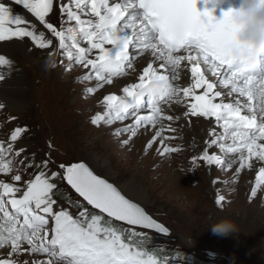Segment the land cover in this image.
I'll use <instances>...</instances> for the list:
<instances>
[{
    "label": "snow or ice",
    "instance_id": "obj_1",
    "mask_svg": "<svg viewBox=\"0 0 264 264\" xmlns=\"http://www.w3.org/2000/svg\"><path fill=\"white\" fill-rule=\"evenodd\" d=\"M14 3L39 21L55 43L25 16L15 13L5 0H0V42L28 38L36 48L52 47L67 57L70 65L80 64L88 70L81 79H95L96 88L112 83L114 77L135 74L134 60L151 54L152 61L139 72L136 82L122 89L123 95L103 97L106 111L103 115L95 114L92 124L131 118V124L116 129L117 133L130 132L131 136L139 128L149 125L155 128L160 124L161 129L148 141L150 146L161 136L162 121L179 119L166 114L165 106L185 105L184 117L206 118L215 125L209 131L212 138L207 147L199 157H192V163L199 159L209 166L227 163L231 167L235 162L231 157L236 156L240 163L236 172H240L245 167L251 168L254 159L264 161V58L250 63L231 55L232 9L217 18L212 8L198 10L196 0H69L60 4L59 11L66 20L62 19L57 28L46 19L54 10V0H14ZM204 3L215 7V0ZM90 54L94 58H89ZM10 66L11 61L0 54V68ZM182 71L190 73L187 86L179 83ZM4 79L0 73V81ZM87 91L93 92L95 88ZM3 107L0 103V108ZM25 131L21 127L13 129L7 146L0 141V173L13 172L10 154ZM160 143L163 145L164 140ZM212 146H218L224 156L210 154ZM178 150L169 146L162 151L157 149L160 155ZM23 151L21 148L15 154L19 156ZM47 166L44 161L38 167ZM59 167L62 179L88 205L108 218L158 233L168 232L84 163ZM60 177L59 172L49 175L41 170L23 181V188L0 179V251L7 249L0 264H21L17 259L21 253L44 257L24 260L22 264H161L154 251L142 246L143 241L134 240L143 237V233L129 229L125 239L119 229L105 223L103 215L89 216L84 209L74 218L67 209L56 210L53 193L57 188L55 180ZM11 180L20 182L22 177L12 175ZM258 190H264V167H259L255 174L250 197H255ZM224 200L223 195L215 197L217 205Z\"/></svg>",
    "mask_w": 264,
    "mask_h": 264
},
{
    "label": "rangeland",
    "instance_id": "obj_2",
    "mask_svg": "<svg viewBox=\"0 0 264 264\" xmlns=\"http://www.w3.org/2000/svg\"><path fill=\"white\" fill-rule=\"evenodd\" d=\"M59 12L56 9L52 14V23L57 28L66 17L58 16ZM147 55L137 57L134 67ZM89 58L94 57L90 54ZM46 59L44 62H33L22 55L12 59L13 67L18 72L14 77L19 76L18 82L25 87V91L16 89L15 93L9 94L11 100H0L4 104L0 108V141L7 146L13 129L28 127L29 130L13 145L14 151L10 154L13 172L7 175L0 173V179L23 188V181L33 178L38 171H46L49 175L51 172L61 173V177L55 180L57 188L53 193L56 210L67 209L74 218L84 209L88 210L89 216L103 215L105 223L110 222L111 226L119 229L125 239L129 229L143 233V237H135L134 240L143 241L142 246L154 251L161 264H264V190H258L255 197H250L258 169L245 167L236 172L240 163L232 157L235 162L231 167L225 163L210 168L199 159L192 163V157H199L204 146L201 145V150L194 153L182 142L172 141L181 135L180 132L172 134L167 123L173 124V129L179 131L177 119L161 122L162 133L168 134L172 140L165 139L163 145L156 144L155 140L150 146L148 141L152 137L142 132L144 128L137 129L135 136H131L130 132H116V129L131 124V118L92 124L91 118L95 114L103 115L106 111L103 97L118 95L130 79V73L114 77L110 85L96 88L95 79H81L88 70L80 64L70 65L67 57L61 56L57 50L49 51ZM27 78L31 79L30 83L26 82ZM89 88H95V91H87ZM22 95L27 105L20 109V115L15 116L16 104L12 99ZM165 111L168 115L177 116L173 107L165 106ZM12 117L15 120L10 119ZM156 128L160 130L161 125L157 124L153 129ZM220 130L216 129L218 133ZM125 140H128L127 144L123 143ZM165 146L179 150L160 155L157 149L162 151ZM21 148L24 151L17 156L15 153ZM211 153L224 156L218 146H212ZM44 161L48 162L47 168L38 167ZM81 161L86 162L98 176L116 185L129 199L143 206L148 214L170 230L171 235L116 221L88 205L62 179L59 167ZM171 165H176L177 171L182 173L174 181L167 171ZM16 174L21 175L22 181L11 180V176ZM131 179L134 180L135 196L124 192V186ZM214 180L217 183L214 184ZM140 189L146 193L143 199L138 195ZM217 194L225 197L221 205L215 203ZM223 218L236 223V232L227 236L213 235L209 227ZM204 252H212V255ZM34 258L44 257L37 254Z\"/></svg>",
    "mask_w": 264,
    "mask_h": 264
},
{
    "label": "bare ground",
    "instance_id": "obj_3",
    "mask_svg": "<svg viewBox=\"0 0 264 264\" xmlns=\"http://www.w3.org/2000/svg\"><path fill=\"white\" fill-rule=\"evenodd\" d=\"M5 2L9 3L10 7L13 8L15 13L25 16L27 19H29V21L31 23H34L36 25L38 31H43L45 33V36L47 38L53 39V41L55 43V38L52 37L51 33L48 32V30L45 29L44 26L39 23V21H37L34 17H32L30 13H28L25 9H23L22 6L15 5L14 0H5ZM111 2H116V0H111ZM61 3H69V0H54V10L58 9V11H59V7H60ZM54 10L52 13L49 14L48 17H46V19L50 23L53 22L52 21L53 20L52 14L54 13ZM58 16L63 17V15H61L60 12H59ZM65 20H66V17H65ZM67 26L68 25L65 24V27H67ZM49 51L54 52L55 50L52 47H49L47 51H45L43 49L36 48L35 45L32 43V41L28 38H25L23 41L13 40V41H8V42H0V54L5 55L6 58H8L11 61L10 67L0 68V73L4 74V76H5V79L3 81H0V100H2V102L4 101L5 98L10 99L9 94L15 93L16 89H22L23 92L25 91V87H22V84H20V82H18L19 76L14 77V74L18 73V72L13 67L12 59L14 57H18V55H22L24 58L29 59L30 61H33V62H35V61L39 62L40 60L42 62H44L45 60H48L46 58L48 57ZM181 54H183V53H181ZM152 59L153 58H152L151 54L148 53L147 58L144 61H142L139 65H137L135 63L137 65V66H135L137 71L135 74L130 73V76H129L130 79L128 81H126L127 83H125L126 84L125 86H127L130 83L136 82L138 79L139 72L143 69V67H145L147 65L148 62L152 61ZM155 63H156V66H158L159 61H156ZM208 76L210 79L215 80V77H212L211 73H208ZM26 80H27L26 82H28V83H30V81H31L30 78H27ZM189 82H190V73H186V72L182 71V79L179 81V83L182 86H187V84ZM23 83H24V81H23ZM111 86H112V84H111ZM18 91H20V90H18ZM118 95H123V91L121 90L118 93ZM12 100L16 104L15 116H18V115H20V109H22L24 106L27 105L26 104L27 101H25V99L23 98V95H22V97H17V98L14 97ZM172 107L177 112L176 117H179V119H177L176 122L178 123L180 130L175 131L173 129V124H170V123H167V127L169 126V128H171L172 134H178V132H180L181 138L178 136L179 137L178 139L176 138V140H172V139H170V136H168V134L161 132L162 137L160 136L156 139V142H157L156 144L160 145L161 140H165V139L168 140L169 139L170 141L172 140V141L177 142V143L182 142V145L188 146V148H191L192 152H194V153L199 149L201 150V147H200L201 145L204 146V150H205V148L207 147V144L210 142V139L212 138V137H209V131L211 128H213L214 122L210 121L206 118H202V117H187V118L184 117L183 113H184V111H186L185 105H174ZM169 113H170V111H169ZM24 129H26V131L22 133L21 137L23 135H25L29 130L28 127L24 128ZM158 130H159V128L153 129L152 126L149 125L146 128H144L142 130V132L145 133L146 135H148V137H153L155 135L156 131H158ZM219 133L222 134V130H220ZM25 143L27 144L29 142L25 141ZM193 156H194V154H193ZM150 157H152V156L150 155ZM234 158H237V157L232 156V159H234ZM153 159H156V157H154ZM212 166H214V165H211L209 167L212 168ZM175 167H176V165H171V166L167 167L169 177L173 181L176 179L178 174H180V175L182 174L179 171H177V169ZM259 167H264V161H258V160L254 159L251 168H254L256 170V169H259ZM8 182H11V181H8ZM130 186H132V188H130ZM124 187H125L124 192H127L130 195L131 194L134 196L136 195V192H134L135 187H134V180L133 179H131L129 184H126ZM172 189H174V187H172ZM145 194L146 193L142 189H140V193L138 195L141 196V199H143ZM5 250L7 251V249H5ZM5 250L0 251V256L2 253L4 254V252H6ZM17 259L22 264V262L24 260L31 261L32 259H36V258H34L33 256H30V254L21 253L20 256L17 257Z\"/></svg>",
    "mask_w": 264,
    "mask_h": 264
},
{
    "label": "clouds",
    "instance_id": "obj_4",
    "mask_svg": "<svg viewBox=\"0 0 264 264\" xmlns=\"http://www.w3.org/2000/svg\"><path fill=\"white\" fill-rule=\"evenodd\" d=\"M232 9L229 22L230 53L243 57L250 63H257L264 58V2L262 0H240L239 7ZM236 223L223 218L214 222L209 230L213 235H232L237 230Z\"/></svg>",
    "mask_w": 264,
    "mask_h": 264
},
{
    "label": "water",
    "instance_id": "obj_5",
    "mask_svg": "<svg viewBox=\"0 0 264 264\" xmlns=\"http://www.w3.org/2000/svg\"><path fill=\"white\" fill-rule=\"evenodd\" d=\"M78 163H84L96 176H98L91 168H90V166L86 163V162H83V161H81V162H78ZM98 177H100L101 179H104V180H106L108 183H111L126 199H128V200H130L131 202H133V203H136L138 206H140L145 212H146V210L144 209V207L143 206H141L139 203H137V202H135V201H133V200H131V199H129L128 197H126L123 193H122V191L116 186V185H114L112 182H110V181H108L106 178H104V177H101V176H98ZM65 182L67 183V181L65 180ZM68 184V183H67ZM69 185V184H68ZM70 187H71V185H69ZM72 188V187H71ZM73 189V188H72ZM74 190V189H73ZM75 191V190H74ZM76 192V191H75ZM77 193V192H76ZM78 194V193H77ZM79 195V194H78ZM80 196V195H79ZM81 197V196H80ZM81 198H83V197H81ZM93 207V206H92ZM97 210H99V209H97ZM100 211V210H99ZM146 214H148L147 212H146ZM105 215H107V214H105ZM148 215H150V214H148ZM151 216V215H150ZM152 217V216H151ZM153 218V217H152ZM114 219V218H113ZM154 220H156L155 218H153ZM158 223H160V224H162L164 227H166L163 223H161L160 221H158V220H156ZM119 222H123V223H125V224H127L126 222H124V221H119ZM130 226H132V225H130ZM136 227H140V226H136ZM167 228V227H166ZM168 229V228H167ZM149 230H152V231H154V232H156L154 229H149ZM158 233V232H157ZM159 234H163V235H171V232H170V230L168 229V232L165 234V233H159ZM205 254H209V255H212V252H204Z\"/></svg>",
    "mask_w": 264,
    "mask_h": 264
}]
</instances>
